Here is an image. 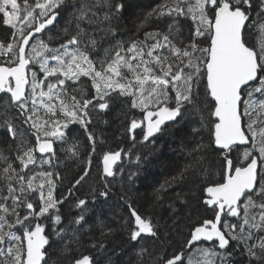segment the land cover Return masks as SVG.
<instances>
[{
  "label": "snow or ice",
  "instance_id": "snow-or-ice-1",
  "mask_svg": "<svg viewBox=\"0 0 264 264\" xmlns=\"http://www.w3.org/2000/svg\"><path fill=\"white\" fill-rule=\"evenodd\" d=\"M123 9L117 0H0V20L13 29V40L0 42V129L9 137L6 148L0 147V264H48L47 223L59 238L70 235L66 247L79 240L88 200H76L79 215L63 227L61 207L91 168L82 169L67 194L57 198L65 177L54 144L68 143L72 123L87 132L92 112L108 110L117 101L141 114L127 128L133 145L136 129L145 142L167 122L198 124L194 137L207 127L208 143L193 140L180 180L188 173L212 176L204 154L208 148L219 161V180L201 189L205 210L214 218L193 222L181 252L170 258L143 246L144 237L159 240V232L130 198L125 201L133 222L129 239L140 244L129 264H146L145 257L147 264H229L236 252L247 264H264V0H162L136 25V33L152 18H167L166 31H146L143 39L133 34L102 47L106 37H115ZM62 10H70V18L53 46L54 37L46 41L43 34L51 32ZM182 20L192 22L187 38ZM82 77L91 82L94 95L89 96ZM88 140L91 156L93 133L88 132ZM241 148L238 163L232 153ZM79 155L74 141L64 159L75 161ZM121 158V151L103 155V189H93L94 202L97 193L108 200V178L116 175ZM231 242L236 247L228 252ZM72 264L95 262L81 255Z\"/></svg>",
  "mask_w": 264,
  "mask_h": 264
},
{
  "label": "trees",
  "instance_id": "trees-1",
  "mask_svg": "<svg viewBox=\"0 0 264 264\" xmlns=\"http://www.w3.org/2000/svg\"><path fill=\"white\" fill-rule=\"evenodd\" d=\"M117 2L124 5L117 31L115 37L109 35L104 41H101L102 47H107L109 43L115 44L119 40L127 41L133 34H136L139 39H143V33L146 31L163 32L167 30V25L170 22L167 18H152L139 33H136V25L152 7L162 0H117ZM19 3L23 4V0H19ZM69 18L70 10H62L55 25L50 26L51 32H45L43 39L47 41L49 36H53L52 44L55 46L59 42L55 39L56 34L62 31ZM182 25L184 36L187 38L192 22L191 20H182ZM12 32L13 29L4 26L0 20V42L6 44L12 41ZM255 41L256 36L254 35L252 42L255 43ZM98 51L102 57V48ZM3 59L0 57V61ZM81 80L87 85L89 96L94 95V91L91 90V82L86 77H82ZM128 103L130 105V101ZM132 118L141 119L139 111L132 110L117 101L108 110L99 111L97 109L92 112L87 132L81 124L72 123L69 125L68 143L62 145L60 141L55 142V152L60 160L64 161V163H59V161L56 163L59 164V171L66 181L58 185L57 198L67 194L68 189L72 187L74 178L82 173V169L88 166L91 168V173L74 195L61 207L63 217L60 226L63 227L69 223L70 219L79 215V210L74 207L76 200H88V210L85 213L86 223L79 234V240L68 243L66 247V242L71 240L70 235L61 239L53 232L51 223L46 224V233L49 238V244L46 245L48 264H72L73 260L81 255H90L95 264H129L130 258L135 261L134 251L140 247V244L129 239L127 229L133 226V222L128 220L129 213L125 203L129 198L133 207L145 218H150L159 232V240L144 237L143 246L148 248L149 252H154L155 255H165L166 258L181 252L189 235V227L193 222L198 218H213L211 211L205 210L201 200L203 196L201 189L209 181L214 182L220 178L219 161L212 149L208 148L204 153L208 160L206 167L211 165V177L205 179L206 174L194 176L192 173H188L183 180L178 178V173L187 162V152L193 146V140L196 143H208L207 127L194 137L192 128L199 127L198 124L190 126L187 122H172L150 141L141 142L142 133H137L135 135L136 142L133 145L127 131ZM88 132L93 133L96 138V150L91 156L89 153L92 152V143L88 140ZM6 139H9L6 129H0V147L6 148L4 144ZM34 139L31 137L33 143ZM74 141L79 144L80 155L75 161L65 160V150ZM118 150L129 153L125 163L127 173L125 186L121 187L119 178V167L122 165L120 163L116 167L114 176L117 182L115 179H108L111 189L108 200L105 201L97 193L94 202L93 189H103L102 182L101 185L93 183V181L100 182L99 168L102 156L106 152ZM242 152L234 151L232 153V158L238 163L242 161ZM44 168L48 169V166L44 165ZM130 176L131 179H129ZM173 177H177L174 182ZM166 181L170 182L169 185L161 189ZM68 182H71L70 187L65 186ZM158 189H161L159 199H157ZM122 197L123 199H121ZM126 221L127 226H125ZM109 229H111L110 232ZM102 232L105 235H102ZM94 242L97 244L95 248L91 247ZM101 243L104 245L103 249L99 247ZM235 247V242H231V247L227 251L232 252ZM145 261L147 264L148 257H145ZM229 264H247V260L240 252H236L230 258Z\"/></svg>",
  "mask_w": 264,
  "mask_h": 264
},
{
  "label": "flooded vegetation",
  "instance_id": "flooded-vegetation-1",
  "mask_svg": "<svg viewBox=\"0 0 264 264\" xmlns=\"http://www.w3.org/2000/svg\"><path fill=\"white\" fill-rule=\"evenodd\" d=\"M99 111H100V110H99ZM170 123H172V122H168V123L166 124V126H167L168 124H170ZM129 125H130V124H129ZM162 127L164 128L165 126H162ZM137 133H142V131H141L140 129H136V130H135V135H136ZM159 133H161V132H159ZM159 133H157V134H155L153 137L149 138L148 141L154 139L157 135H159ZM129 135H130V137H131L132 134L129 133ZM142 136H143V133H142ZM132 143H133V141H132ZM54 148H55V144H54ZM118 151H121V152H122V158H121V160L117 163V165L120 164V163H122V165L119 167V178H120V181H121V187H124V186H125V182H126V176H127L125 163H126V161L128 160V155H123L124 153H126V151H125V152H124L123 150H118ZM117 165L114 166V172H115V173H116V167H117ZM87 167H88V166H87ZM99 169H100V174L102 175V172H103V166L101 165V167H100ZM121 169H122V171H121ZM68 179H69V178H68ZM68 179H66V180H68ZM108 179H109V180H110V179H115V180H116V177H109ZM109 180H108V182L110 183ZM64 182H66V181L64 180ZM116 182H117V180H116ZM65 186H66V187H67V186L70 187V186H71V182H68ZM201 200H202V199H201ZM213 218H214V217H213ZM188 238H189V235H188L187 239H188ZM168 258H170V257H168Z\"/></svg>",
  "mask_w": 264,
  "mask_h": 264
},
{
  "label": "rangeland",
  "instance_id": "rangeland-1",
  "mask_svg": "<svg viewBox=\"0 0 264 264\" xmlns=\"http://www.w3.org/2000/svg\"><path fill=\"white\" fill-rule=\"evenodd\" d=\"M18 2H19V0H18ZM31 44V43H30ZM166 127V126H165ZM241 151H243V149L241 148ZM241 151H239V152H241ZM38 155V154H37ZM102 158H103V156H102ZM101 161H102V159H101ZM93 180H95V179H93ZM92 180V181H93ZM92 183V182H91ZM93 183L94 184H97V185H101V182H98V181H93ZM186 259H187V257H185Z\"/></svg>",
  "mask_w": 264,
  "mask_h": 264
},
{
  "label": "water",
  "instance_id": "water-1",
  "mask_svg": "<svg viewBox=\"0 0 264 264\" xmlns=\"http://www.w3.org/2000/svg\"><path fill=\"white\" fill-rule=\"evenodd\" d=\"M50 27V26H49ZM32 41L30 40V43H31ZM168 123V122H167ZM157 134V133H156ZM151 138V137H150ZM54 150H55V148H54ZM38 155H40L39 153H37ZM119 162V161H118ZM117 162V163H118ZM101 165L103 166V158H102V161H101Z\"/></svg>",
  "mask_w": 264,
  "mask_h": 264
}]
</instances>
